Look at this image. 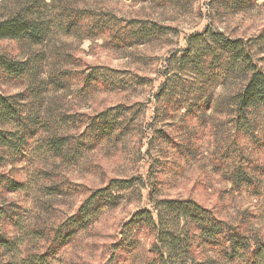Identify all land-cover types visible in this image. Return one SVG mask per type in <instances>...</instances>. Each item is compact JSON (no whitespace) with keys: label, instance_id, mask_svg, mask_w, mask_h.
Instances as JSON below:
<instances>
[{"label":"rangeland","instance_id":"rangeland-1","mask_svg":"<svg viewBox=\"0 0 264 264\" xmlns=\"http://www.w3.org/2000/svg\"><path fill=\"white\" fill-rule=\"evenodd\" d=\"M71 1L128 23L139 20L172 29L145 43L114 45L110 29L91 32L94 16H89L79 30H56L42 45L0 40V54L32 63L39 59L40 65L35 76L22 78L8 77L0 70V92L15 94L41 84L40 111L46 119L62 113L87 118L109 111L111 118L121 123L114 135L96 142L79 158L39 157L26 151L22 159L7 163L6 175L27 186L15 191L5 186L8 183H1L0 205L20 207L24 226L44 227L50 236L37 242L27 238L18 253L5 254L4 258L19 261L53 247L52 229L74 215L91 193L114 179H133L134 183L120 189L119 201L104 207L87 229L50 257V264L155 263L150 232L133 228L135 236H129L126 229L134 213L153 208L152 193L161 199H193L243 234L264 241V142L256 144L240 134L244 154L260 170L257 187L239 188L229 180L227 171L232 170L235 160L223 155L229 135L235 134L231 124H223L228 116L214 108L213 102L199 116L198 111L187 112L184 106L175 109V98L181 94L159 96L163 80L172 81L174 75H178L176 80L194 82L203 77L204 71L198 74L178 65L171 70L166 64L175 50L187 48L188 39L209 25L230 38L251 41L264 68V0L253 5H242L238 0H213V5L212 0ZM10 4L11 0H0V17ZM95 69L107 70L115 86L99 83L86 88L85 74ZM235 81L238 79L231 78L226 84L220 81L216 97L228 96ZM83 123L61 126L59 131L80 134ZM40 134L47 135L45 131ZM35 173L39 178L34 183ZM1 227L10 237L19 232L11 220H5ZM124 235L134 241L133 247L115 252ZM195 255V264H248L226 258L217 246L195 249Z\"/></svg>","mask_w":264,"mask_h":264},{"label":"trees","instance_id":"trees-1","mask_svg":"<svg viewBox=\"0 0 264 264\" xmlns=\"http://www.w3.org/2000/svg\"><path fill=\"white\" fill-rule=\"evenodd\" d=\"M238 1L242 5L256 2ZM210 4H214L213 0ZM4 10L0 17V40L13 39L31 45L44 44L56 30L70 33L79 30L82 20L89 16H94L91 32H109L110 29L109 38L114 45L145 43L172 29L139 20L128 23L106 11L94 13L85 7H78L71 0H11ZM119 21L125 24L115 23ZM188 40V47L175 50L166 65L171 70L178 65L180 69H190L198 74L204 71L203 77L194 82L176 80L178 75H174L176 79L172 81L163 80L159 96L181 94L175 98V109L184 106L187 112L198 111L199 116L206 113L213 102L214 108L227 115L228 119L223 124H231L235 132L229 135V141L223 146L224 157H233L235 160L231 164L232 170L227 169L229 180L239 188H255L260 168L259 165L250 164L251 159L244 154L245 146L241 144L239 136L247 135L256 144L264 142V68L259 63V53L253 50L251 41L230 38L222 31L213 29L212 25L206 26L201 33ZM38 61L32 63L29 59L19 60L1 53L0 70L12 78L35 76L40 68ZM111 78L107 70L95 69L85 74L86 88L96 87L99 83L115 86L116 82ZM231 78L238 81L231 83L228 96L216 97L218 83L222 81L226 84ZM171 91L172 94H169ZM41 94V84H33L25 92L15 94L0 92V184L8 183L5 186L11 190L25 189L27 183L11 180L4 171L7 163L22 159L27 153L39 157L79 158L85 151L92 149L96 142L114 135L121 124L116 117L111 118L109 111L87 118L62 113L53 119H46L40 111ZM216 100L220 101V106L215 104ZM81 123L85 128L80 134L59 131L61 126H80ZM43 131L47 133L44 137L40 134ZM37 178L39 176L35 173L31 181L35 183ZM133 183V179H114L104 188L91 193L74 215L52 229L53 247L30 253L19 261L5 259L4 256L11 252L18 253L27 238L37 242L50 235L44 227L24 226L20 207L0 205V264H50V257H54L58 249L73 240L80 231L87 229L104 207L114 206L120 199L119 190L130 188ZM150 200L153 208L134 213L126 229L129 236H135L133 228H137V232H150L153 237L151 252L155 261L152 264H195V249L206 246L219 247L220 253L231 260L264 264V241L243 234L236 226L222 220L214 211L206 209L197 201L161 199L154 193L150 195ZM5 220H11L19 230L14 237L2 229ZM129 236H123L115 252L120 248L128 250L133 247L134 241L129 240Z\"/></svg>","mask_w":264,"mask_h":264}]
</instances>
